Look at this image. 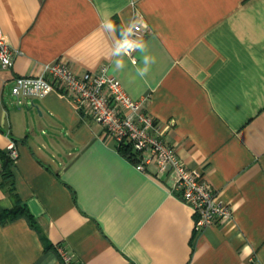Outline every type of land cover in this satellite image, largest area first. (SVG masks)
<instances>
[{
  "label": "crops",
  "instance_id": "crops-1",
  "mask_svg": "<svg viewBox=\"0 0 264 264\" xmlns=\"http://www.w3.org/2000/svg\"><path fill=\"white\" fill-rule=\"evenodd\" d=\"M136 12L149 31L127 53L118 42ZM0 29L18 52L0 69V172L14 143L36 222L0 223V264H63L58 244L78 264H264V0H0ZM56 59L79 75L105 66L145 99L232 218L196 230L173 172L139 170L60 92L12 93ZM13 205L0 184V208Z\"/></svg>",
  "mask_w": 264,
  "mask_h": 264
},
{
  "label": "built area",
  "instance_id": "built-area-1",
  "mask_svg": "<svg viewBox=\"0 0 264 264\" xmlns=\"http://www.w3.org/2000/svg\"><path fill=\"white\" fill-rule=\"evenodd\" d=\"M148 31L143 15L136 12L118 46L131 53ZM16 53L0 29V69L12 67ZM51 91L69 97L83 116L100 123L105 134L117 144L130 142L139 152L140 159L135 163L139 170L144 171L154 162L159 172H173V189L193 208L196 230L232 218L231 206L218 196L201 171L186 165L161 134L159 123L142 107L145 99L133 98L105 66L100 73L79 75L65 61L56 59L45 63L40 75L17 76L12 87V93L23 98L43 97ZM9 148L15 160L18 157L15 144L11 143ZM57 250L63 264H78L64 244H58Z\"/></svg>",
  "mask_w": 264,
  "mask_h": 264
},
{
  "label": "trees",
  "instance_id": "trees-1",
  "mask_svg": "<svg viewBox=\"0 0 264 264\" xmlns=\"http://www.w3.org/2000/svg\"><path fill=\"white\" fill-rule=\"evenodd\" d=\"M117 146L118 150L132 162L137 163L139 161V152L134 149L130 142H121L120 144H117ZM3 160L2 170L0 172V184L1 187L9 193L14 205L10 209L0 208V223L6 224L20 217H25L32 227H36L33 215L29 212L26 206L23 205L21 198L16 191L14 173L12 169L14 160L11 158L9 153L6 154L5 152L3 153Z\"/></svg>",
  "mask_w": 264,
  "mask_h": 264
},
{
  "label": "clouds",
  "instance_id": "clouds-1",
  "mask_svg": "<svg viewBox=\"0 0 264 264\" xmlns=\"http://www.w3.org/2000/svg\"><path fill=\"white\" fill-rule=\"evenodd\" d=\"M144 71L146 72V71H147V69H144Z\"/></svg>",
  "mask_w": 264,
  "mask_h": 264
}]
</instances>
